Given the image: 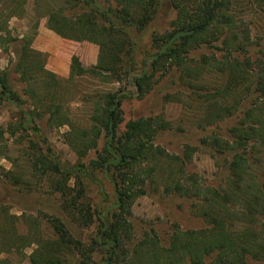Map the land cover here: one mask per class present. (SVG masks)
I'll return each instance as SVG.
<instances>
[{"label": "trees", "instance_id": "trees-1", "mask_svg": "<svg viewBox=\"0 0 264 264\" xmlns=\"http://www.w3.org/2000/svg\"><path fill=\"white\" fill-rule=\"evenodd\" d=\"M26 1L0 0V10L4 5L7 11L6 19L0 20V31L10 17L25 12ZM168 1L176 16L168 29L152 32L150 45L155 52L140 62L138 71L131 47L158 14L162 0H32V3L39 16L46 17V27L58 36L98 46L97 61L92 66H84L78 56L72 55L67 79L86 74L105 82L121 83L124 79L134 87V95L143 98L168 70L181 69L180 79L188 84V92L197 94L201 101H209L200 121L203 129L210 126L204 142L211 151L230 155L228 181L219 187L181 181L182 166L190 157L189 146L181 156L169 155L155 142L167 126L164 120L148 116L123 123L124 92L119 89L101 94L92 108V124L88 128H73L67 134L72 148L85 155L97 147L104 133L107 141L103 151L97 152L88 163L90 169L104 172L111 181L114 200L109 208L91 212L79 201L83 190L77 188L72 193L67 183L74 173L76 177L90 174L88 166L75 163L60 167L53 161L59 163L56 156L43 154L31 159L27 167L34 175L61 176L51 184L52 191L60 192L61 202L56 212L47 217L52 237L28 240L35 245L29 254L30 264H247L249 257L264 258L263 230L259 225V216L264 211V185L244 181L249 155L259 150L257 145L264 148V46L251 49L249 28L237 22L232 0ZM36 26L37 22L33 27L37 29ZM32 38L20 48L15 66L26 82L24 91L31 98L32 108L25 112L28 120L40 109L47 113V118H57V125L69 124L63 120L68 116L62 104L56 101L55 90L61 80L42 63L33 61L32 56L44 53L31 48ZM206 46L212 50L200 57L199 70L188 66L190 54ZM204 71L223 74L224 84L215 88L195 85L191 78L200 80L198 75ZM42 74L47 77L45 87L54 86L43 93L25 80L29 75L36 83ZM2 97L21 109L22 100L13 88L10 73L0 69ZM224 121L231 125L222 132L219 124ZM162 158L173 164L171 172L177 176L170 179L168 172L163 191L200 200L195 203L194 212L205 222L204 227L197 229L175 227L168 247L160 245L152 229L136 239L131 223L133 203L159 180ZM235 206L240 208L234 215L231 210ZM233 220L239 228H233ZM91 224L93 232L83 236L81 228ZM3 238L6 240L0 246L12 242ZM0 264L7 262L0 258Z\"/></svg>", "mask_w": 264, "mask_h": 264}, {"label": "rangeland", "instance_id": "rangeland-1", "mask_svg": "<svg viewBox=\"0 0 264 264\" xmlns=\"http://www.w3.org/2000/svg\"><path fill=\"white\" fill-rule=\"evenodd\" d=\"M162 1L158 14L131 47L136 71L141 66L140 62L148 54L155 52L150 45L152 32L168 29L171 20L176 16L169 1ZM232 6L238 15L237 22L249 28L251 49L256 50L259 45L264 46V1L232 0ZM24 8L25 12L21 16L10 17L0 31V69L8 70L13 88L22 100L20 109L5 98H0V244L6 240L3 237L10 238L12 241L0 246L1 259H5L7 264H30L29 254L35 245L28 240L52 237V229L47 222V217L56 212L61 198L59 191H52L51 184L61 176L50 178L29 172L27 167L29 161L39 154L56 156L59 163L55 162V159L53 161L60 167L75 163L88 166L87 170L90 174L76 177L77 174L74 173L73 178L67 181L72 188V193H75L77 188H81L83 192L79 201L91 212L97 208L104 210L110 207L114 200L113 185L104 172L90 169L88 163L95 158L97 152L103 151L107 138L102 133L97 147L88 150L85 155H80L70 145L67 134L73 128H88L92 124L94 102L99 95L107 92L119 89L124 92L123 123L129 119L148 116H159L164 120L167 126L160 131L155 142L169 155L181 156L187 149L186 146H189L190 157L182 166V179L177 174L181 181H196L198 185H209V187L225 185L228 181L227 163L230 155L215 153L204 142L210 126L203 129L200 121L209 101L208 99L201 101L197 94L192 95L188 92V84H183L180 79L181 69L168 70L143 98L134 95V87L126 84L124 79L121 83L116 80L105 82L104 79L90 74L67 79L69 73L66 76L56 73L61 80L55 90L56 101L62 104L68 116L63 120L69 124L57 125V118H47V113H42L40 109L37 110L39 113H35L33 118L28 120L25 112L32 108L31 98L25 93L26 82L20 78V73L16 72L15 66L18 55L21 54L20 48L28 38L33 36L29 44L31 48L36 49L34 39L38 33V27L36 26V29L33 26L37 22L38 26L43 23L46 27V17L39 16L32 0H27ZM6 12L5 6L1 5L0 20L6 19ZM62 38L53 31H50L47 36H42L39 44L43 45L46 51H42L44 56H32L33 61L42 63L43 67L54 72L52 67L59 63L58 57L61 58V62L63 61L62 55L54 51L56 47H62L60 42L66 39ZM67 42L72 44L71 47H65L67 53L80 51L85 44L73 40ZM208 48L206 46L194 50L187 61L188 66L198 69L202 54L210 53L212 50ZM204 72H199L200 80H197V77L189 79L195 85H205L207 88L224 84L223 74ZM130 74L131 72L127 76ZM127 76L124 78L126 79ZM46 78L42 74V78L35 83L29 79L28 75V79L25 77V80L43 93L44 90H52L54 87H45ZM227 121L219 124L222 132L231 125V122ZM256 149L259 150L249 155L248 173L244 181L264 185V148L257 145ZM160 164L162 169L159 180L151 185L152 188L148 190V193L138 197L133 203L131 223L136 239L152 229L156 232L160 245L168 247L169 237L175 227L197 229L204 227L205 222L194 212V205L200 203V200L163 191L168 172L171 173L170 179L177 176L171 172L173 164H169L167 160ZM76 181L77 184H75ZM239 208L240 206H235L234 211L231 210V212L234 215L238 214ZM259 219L260 230H263L264 237V211ZM232 222L233 228H239L235 220ZM92 228L93 224L81 228L83 236L93 232ZM14 238L21 239L14 240ZM247 264H264V258L249 257Z\"/></svg>", "mask_w": 264, "mask_h": 264}, {"label": "crops", "instance_id": "crops-1", "mask_svg": "<svg viewBox=\"0 0 264 264\" xmlns=\"http://www.w3.org/2000/svg\"><path fill=\"white\" fill-rule=\"evenodd\" d=\"M37 27H38V29H37L38 33L34 39V47L40 51H46V48L43 45H40L39 41L41 40L42 36L49 35L51 30L44 27L43 23ZM62 39H64V38H62ZM67 41H71V40L70 39H64L63 42H60L62 47L61 46L59 48L56 47V49L54 50V51H56V53H58L59 55H62V57H63L62 62H61V58L58 57V59L60 60L59 63L58 64L56 63V65H54L52 67L53 71L55 73H58L62 76H66L69 73L68 67L70 66V59H71L72 55L78 56L79 60L81 61V63L84 66H89V65L92 66V64L96 63L97 57H98V46L96 44L88 42V41H80V42L85 43L83 45V49H81L82 51L76 50V51H71V53H67V51L65 50V47H71L72 46V44H70ZM84 48H86V49H84Z\"/></svg>", "mask_w": 264, "mask_h": 264}]
</instances>
